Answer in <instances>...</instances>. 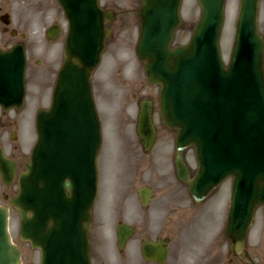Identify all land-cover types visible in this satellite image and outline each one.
<instances>
[{"label": "water", "instance_id": "water-1", "mask_svg": "<svg viewBox=\"0 0 264 264\" xmlns=\"http://www.w3.org/2000/svg\"><path fill=\"white\" fill-rule=\"evenodd\" d=\"M58 1L71 23L65 64L49 110L38 113L36 143L20 174L13 205L20 214V237L41 250V264H89L90 223L82 220L96 195L101 141L90 78L105 31L96 0ZM224 1L198 0L200 16L190 43L170 49L180 24L181 0H141L136 55L145 63L148 81L160 85L162 121L177 130L178 176L189 183L194 200L202 201L232 178L227 233L237 250L243 246L255 207L264 204V42L257 29L259 0H239L234 42L224 65L218 44ZM25 69L22 47L0 51L3 108L23 105ZM138 122L139 135L151 143L148 108L142 109ZM187 147L194 148L198 166L191 180L181 158ZM65 181L71 187L70 197ZM7 217L6 209L0 208V264H20ZM118 231L122 248L131 230H125L124 237L121 228ZM164 244L144 243V259L163 262Z\"/></svg>", "mask_w": 264, "mask_h": 264}, {"label": "rangeland", "instance_id": "rangeland-1", "mask_svg": "<svg viewBox=\"0 0 264 264\" xmlns=\"http://www.w3.org/2000/svg\"><path fill=\"white\" fill-rule=\"evenodd\" d=\"M119 1L120 13L118 17L122 23L121 26H123L120 27L119 39L128 45L121 43L119 48H109L103 55L102 61L92 78V91L101 122L102 134L101 146L97 156L99 185L95 204L97 208L94 211L96 220H94L92 231L94 235L92 254L95 256V264H148L141 259L140 243L144 239H155L163 236H168L171 241L168 259L164 264H228L227 243L224 241L223 231L231 183L228 180L226 184H223L210 199L200 206L201 210H195L190 206L191 198L187 188L179 186L175 178L170 177L173 175V161L170 157L175 137L174 132H169L166 136L161 133L159 136V144L164 141L167 143V146L164 145L166 147L164 153L166 152L167 158L161 161V166L159 165L161 174L169 176L168 180L163 179L161 181L167 189L161 192L160 190L156 191L158 193L156 200L152 202L151 210L145 217L144 212L139 208L136 190L138 187L150 183L148 181L149 173L144 172L143 168L142 170L135 168L136 159L131 162L129 155L127 156L122 149L127 143L125 138L128 139L132 136L130 130L132 127L131 110L133 108L122 102L120 97L121 85H117L116 80L119 70L126 73L132 68L134 71L136 68L141 69V66L135 65L137 62L135 44L138 38L140 0ZM259 2L258 29L264 37V0ZM225 4V19L219 44L222 58L227 63L233 42L239 0H225ZM9 12H13V25L15 19L24 17L16 9ZM180 13L181 24L175 32L171 46L183 45L190 39L194 25L200 15L197 0H182ZM25 21L22 24H26ZM35 71L33 62H30L28 64V78L30 79L28 97L30 99L38 96V91H36L38 85L31 78ZM42 104L49 105L48 91L43 94ZM156 121L159 123V116L156 117ZM157 126L159 125L157 124ZM118 145L121 150L120 154L118 153ZM184 160L189 166L191 174L195 173L197 166L192 149H187L184 152ZM177 184L179 188H175ZM175 190L179 192V196L175 194ZM174 195L176 198H173ZM162 201L171 204L168 208L169 212L171 209H175V212L170 216V223L164 224L159 213L152 214L156 206L157 208L162 206ZM177 209L182 211L177 214ZM100 212L103 216L102 219L99 216ZM119 219L122 222L133 224L137 228L136 235L128 242L123 253L116 248L115 228ZM10 225V232L14 237L18 228L15 214L12 216Z\"/></svg>", "mask_w": 264, "mask_h": 264}, {"label": "flooded vegetation", "instance_id": "flooded-vegetation-1", "mask_svg": "<svg viewBox=\"0 0 264 264\" xmlns=\"http://www.w3.org/2000/svg\"><path fill=\"white\" fill-rule=\"evenodd\" d=\"M97 3L103 11L109 13V17L105 23V27L108 29L109 34L105 38L104 47L106 50L109 48L116 49L122 43L119 39L120 27H123L118 17L120 13L118 8L120 6V1L97 0ZM0 4V49L8 50L16 45H22L26 52L27 66L30 62H33L35 66L36 71L32 74L31 78H33L38 85L36 90L38 91V96L25 100L21 108L2 109L0 107V154L3 159L11 163L16 177L24 168L34 142L31 137H34L35 119L39 109L42 107L43 94L46 93L48 89L52 90L56 74L59 70L57 66H60L64 59V48L68 35L69 22L57 0H0ZM12 9H16L17 12L22 13L24 16L15 19L14 25L12 24L13 12H9ZM2 19H7L9 22L3 21ZM24 20H26V24H22ZM125 44L126 43H124V45ZM135 65L140 67L138 63H135ZM138 69L139 68H136L134 72L132 69L128 70L126 73L123 72L125 76L122 77V84L120 86L117 80V85L122 89L120 96L122 102L126 106L128 105L133 108L131 110L132 127L130 130L132 136L128 139L127 137L125 138L127 143L122 149L127 156L129 155V160L131 162L136 159L134 164L135 168L141 170L143 168L144 172L149 173L148 181L150 183L141 186L152 190V197L149 205L146 207L140 206L145 217L151 210L152 202L156 200L158 194L156 191L160 190L161 192L167 189L166 185L162 184L161 181L167 179L168 176L161 174L159 171L161 168H158L156 162L164 161L167 158L166 152L164 153L166 150L164 145L166 144L167 146V143L164 141L159 144L160 134L162 133L166 136L169 132L173 131L155 121L154 141L149 150L144 148L143 140L136 133V118L139 114L141 104L149 102L152 109V117L155 120L159 112V100L157 87L150 85L146 79L138 73ZM120 71L122 70H119V72ZM26 86H28V79H26ZM27 98L28 95L26 93V99ZM157 124L159 126H157ZM123 140L124 138L122 142ZM174 157L175 148L173 143L170 157L173 161V175H169L175 178L179 186L181 185L187 188V185L182 184L177 179ZM1 166L0 164V168ZM16 184V181L6 184L0 175V207H9V199L16 192ZM166 184L168 185V183ZM178 184L175 188H179ZM66 188L69 191L68 184H66ZM175 194L179 196V192L176 190ZM173 198H176V196L174 195ZM162 202V206L160 208L156 206L152 214L155 215L159 213L164 224L170 223V216L175 212V209H171L169 212L168 208L171 204L167 201ZM205 202L206 201L198 204L191 199L190 206L195 210H199L200 206ZM163 209L166 210V212H164ZM181 211L182 210L177 209L176 212L179 214ZM14 212L15 211L11 212L9 208L8 215L10 218ZM92 224L89 231L90 245L94 239ZM17 225V233L14 238H12V241L20 250L21 264H40V252L37 249H33L27 242L22 241L19 237L18 216ZM129 226L134 228V236L137 232L136 228L133 224H129ZM166 237L168 236H165V238ZM223 238L227 243L226 254L229 257L228 264H264V205L255 210L254 219L248 230L244 247L240 253L237 255L232 253L230 241L225 235V228L223 231ZM169 245L170 242L168 244V254ZM94 258L95 256H93L90 249L91 264H95Z\"/></svg>", "mask_w": 264, "mask_h": 264}, {"label": "bare ground", "instance_id": "bare-ground-1", "mask_svg": "<svg viewBox=\"0 0 264 264\" xmlns=\"http://www.w3.org/2000/svg\"><path fill=\"white\" fill-rule=\"evenodd\" d=\"M260 1V0H259ZM260 3V2H259ZM225 1H224V10H225ZM258 7H259V5H258ZM62 10H63V12H64V14L66 15V11L64 10V8H61ZM101 21H102V18H101ZM5 23H7V22H5ZM34 25V24H33ZM103 29H104V31H105V33L106 34H108V31H107V28L105 27V24L103 25ZM235 30V29H234ZM192 33H193V31H192ZM233 35H234V31H233ZM221 36V35H220ZM220 36H219V40H218V44L220 43L219 41H220ZM173 41V40H172ZM233 42H234V40H233ZM232 42V43H233ZM123 43V42H122ZM188 43H190V39L187 41V43H185V44H183V45H178V46H171L172 45V42H171V44H170V49H173V48H175V47H179V46H185V45H187ZM219 47H220V44H219ZM119 48V47H118ZM106 49H105V47H102V53H101V55L103 54H105V52L107 51V50H109V49H107L106 51H105ZM116 54V53H115ZM100 55V57H99V60H98V62H97V65L95 66V69L97 70V68L99 67V65H100V63H101V61H102V58H103V56H101ZM65 58H66V55H64V59H63V62L61 63V65H60V67L62 68L63 66H64V64H65ZM74 61V60H73ZM140 62L142 63V65H141V69H138V73L141 75V76H144L145 75V63L143 62V61H141L140 60ZM61 70V69H60ZM60 70L58 71V73L56 74V79H55V84H56V81H57V79H58V75H59V73H60ZM132 70H133V72H134V68H132ZM141 71H142V73H141ZM122 72H119L118 71V74H117V80L119 81L118 83L121 85L122 83H121V80H122V77H124L125 75H124V73H122ZM94 74L92 73V76H93ZM147 79V78H146ZM147 81H148V79H147ZM149 82V81H148ZM150 83V82H149ZM91 84V83H90ZM151 85H152V83H150ZM93 86V85H92ZM54 88H55V85H53V92H54ZM46 92H47V90H46ZM24 93H27V94H29V90H27L26 88H25V91H24ZM93 93V91L91 92V94ZM31 95V94H30ZM92 97H94V95L92 94ZM28 99H30L29 97H28ZM32 99V98H31ZM94 99V98H93ZM25 100H26V94H24V101H23V105H24V103H25ZM146 104H149V102H147ZM145 104V105H146ZM23 105H21L20 107H18V108H21ZM159 107H160V103H159ZM49 108H50V106H43L42 108H40V110L38 111V113H40V112H45V111H48L49 110ZM11 109H14V107H11ZM144 109H146L145 107H144ZM97 119H98V122H99V126H101V122H100V119H99V115H98V117H97ZM150 121H151V124L154 126V124H155V120L153 119V117H152V115H151V111H150ZM35 127V129H36V126H34ZM174 128H172V130H173ZM31 138H33V140H34V137H31ZM34 141H36V140H34ZM151 145H152V143H149V144H146V150H149L150 149V147H151ZM100 146H101V144H99V146H98V149H97V154H96V165H97V156H98V153H99V150H100ZM120 152H121V150H120V147H119V145H118V153L120 154ZM118 154V155H119ZM183 157H184V152L182 151V155H181V158L183 159ZM28 159H29V157H28ZM29 162V161H28ZM174 163H175V160H174ZM0 164L2 165L1 166V168H0V175H1V178H2V180L6 183V184H10V183H12L13 181H16V192L12 195V197L9 199V207L7 206V207H0V208H4V209H6V211H7V213L9 212V208H10V210H11V212L12 211H15L14 212V214H15V217L16 216H18V219H19V232H20V230H21V223H20V214H18V212H17V207H15L14 205H13V202H14V200L16 199V197L18 196V194H19V191H20V187H19V184H18V180H19V177H20V174L21 173H23L24 171H25V165H24V168L19 172V174L15 177V173H14V168H13V166L11 165V163H9V161H7V160H5V159H3L1 156H0ZM156 164H158V168H159V165L161 166V161H157L156 162ZM161 168V167H160ZM66 184H67V181H65L64 182V189H65V192H66V194H67V196L68 197H70V194H69V192H68V190H67V188H66ZM139 188V187H138ZM136 192H137V190H136ZM146 198H149V195L148 194H146ZM95 204H96V200H94L93 201V203H92V206H91V208L89 209V211H88V213L85 211V215H84V219L82 220V223H88V221H89V223H91L92 222V220L94 221V220H96V218H95V213H94V211H95V208H97V206H95ZM97 211H98V209H97ZM99 212V211H98ZM92 213H93V217H92ZM12 216H13V214L11 215V218H10V216L9 217H7V228H9L11 225H10V223H11V220H12ZM28 216H32V214L31 213H28ZM99 216H101V219L103 218V216H102V213L100 212L99 213ZM54 223V221H53V218L51 217V219H50V224H53ZM96 226H97V224H96ZM90 228H91V224H89L88 225V229H87V238H88V232H89V230H90ZM125 235H123V237H124ZM19 237H20V235H19ZM21 238V237H20ZM119 239L120 238H118V240H117V243L119 242ZM127 240V238L125 239V241ZM116 243V244H117ZM38 249V248H37ZM88 256H89V252H88ZM41 260H42V257H41ZM53 261H58V259L56 258V259H53L52 260V262Z\"/></svg>", "mask_w": 264, "mask_h": 264}]
</instances>
